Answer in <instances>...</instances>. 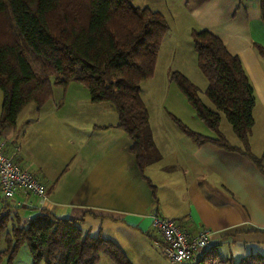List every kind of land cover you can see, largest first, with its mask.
Instances as JSON below:
<instances>
[{
	"label": "crops",
	"instance_id": "crops-1",
	"mask_svg": "<svg viewBox=\"0 0 264 264\" xmlns=\"http://www.w3.org/2000/svg\"><path fill=\"white\" fill-rule=\"evenodd\" d=\"M133 2L160 11L170 24L157 57L165 43L179 40L182 30L191 46L193 28L208 29L230 53L239 56L255 94L249 150L259 165L249 155L211 141L197 143L170 128L162 100L169 90L178 96L179 89L172 85L168 66L160 72L156 59L153 76L141 84L151 134L160 153L157 161L144 168L155 185V196L130 152L132 139L117 125L114 107L91 102L88 89L72 81L65 87L54 86L42 106L28 104L16 123L0 132L5 153L47 189L42 203L21 190L6 201L0 196V213L20 223L42 209L61 218H82L85 231L114 240L131 264L167 263L152 227L154 212L175 219L191 232L210 229L209 249L216 251L217 258L238 262L249 253L264 255V62L253 47L254 42L264 46L260 0ZM178 21L189 23L182 29ZM157 75L163 82L152 81ZM148 81L152 83L145 85ZM180 103L184 107L182 100ZM170 107L177 109L175 103ZM185 111H189L186 117L191 127L205 134L193 108ZM237 143L238 139L233 144ZM3 249L0 245V251ZM103 254L110 257L109 264H118L107 252ZM16 258L13 264H32L31 257Z\"/></svg>",
	"mask_w": 264,
	"mask_h": 264
},
{
	"label": "trees",
	"instance_id": "trees-1",
	"mask_svg": "<svg viewBox=\"0 0 264 264\" xmlns=\"http://www.w3.org/2000/svg\"><path fill=\"white\" fill-rule=\"evenodd\" d=\"M264 19V0H260ZM170 24L163 13L133 0H0V132L16 123L28 104L42 106L54 86L82 83L93 103L107 102L117 113V125L132 139L142 177L155 196V185L144 168L160 153L153 141L141 84L154 73L157 54ZM197 65L205 78L206 105L197 86L179 70L169 78L184 94L196 116L215 134L192 130L171 115L179 128L197 143L211 141L227 150L251 156L249 135L253 125L255 94L237 54L205 28L191 29ZM264 62V46L254 42ZM223 113L238 143H231L219 125ZM0 213V236L7 246L0 264H13L26 244L32 264H97L107 252L118 264H131L118 244L82 228V218H61L48 209L20 223ZM10 228L7 230V228ZM196 264H264V255L249 253L240 261L217 258L208 250Z\"/></svg>",
	"mask_w": 264,
	"mask_h": 264
},
{
	"label": "built area",
	"instance_id": "built-area-1",
	"mask_svg": "<svg viewBox=\"0 0 264 264\" xmlns=\"http://www.w3.org/2000/svg\"><path fill=\"white\" fill-rule=\"evenodd\" d=\"M17 190L25 195L32 194L39 203L47 198V189L43 182L28 169L9 157L4 151V142L0 141V196L6 201ZM152 227L160 237L162 251L168 264H180L196 261L210 248L211 230L202 227L191 232L182 227L175 219L157 212L152 214Z\"/></svg>",
	"mask_w": 264,
	"mask_h": 264
},
{
	"label": "rangeland",
	"instance_id": "rangeland-1",
	"mask_svg": "<svg viewBox=\"0 0 264 264\" xmlns=\"http://www.w3.org/2000/svg\"><path fill=\"white\" fill-rule=\"evenodd\" d=\"M178 22H179L178 24L180 25V27L182 29L185 27V24L189 23V21H178ZM185 37H187V35L185 36V33H183V30H182V33L180 34L179 40L177 42H174L171 45H169V43H165L159 52V56L157 57L156 66L160 72L162 71L163 68L165 69L167 66L169 68V72H171L173 70H179L180 72H182L186 77H188V79H190L197 86L198 94H199L200 98L202 99V101L206 105H208L210 108L215 109L214 105L211 103V101L208 99V97L205 94V89L207 86V79L205 78V76L203 75V73L201 72V70L199 69V67L197 65L196 54H195V51L193 49L192 44H191V46L189 45V38L185 39ZM172 48H174L173 53H171ZM158 76L159 75H157L156 76L157 78L155 80H152V81L153 82L158 81L157 79H159V82H163V80H161L160 77L158 78ZM150 83H152V82L148 81V82H146L145 85H148ZM172 85H175V83L172 82ZM146 89H147L146 86H144V95L145 96L147 94ZM177 91H178L177 92L178 96H176V97H178L177 99L175 96H173L171 94V90H169V92L165 93V95L163 97L162 103L164 106L163 108L165 110V119H166L168 125H170V128L173 130H176L178 133L184 134V132L179 128V126L172 119L171 115H174L175 117L180 119L181 122H183L186 126L191 128L192 130L196 131L195 129H193L194 127L193 128L191 127V126H193V124L191 123L189 117H186L189 114V111H185V109L187 107L189 109V107H191V106L189 105V102L187 101L184 94L180 90H177ZM154 96L156 99L159 98V93H157V91H155ZM181 100L185 104L184 107H182V105L180 103ZM0 102H1V91H0ZM174 103L176 104L177 109H171L172 107H170V106H172V104H174ZM31 104H33V103H31ZM149 106H151V102H150ZM175 110H177V111H175ZM179 116H181V118L183 117V120ZM194 118L197 121V123L199 122L202 125V131L205 134L214 135L213 132L198 117L194 116ZM219 128H220L221 132L224 133V135L226 136V138L230 142L235 143L237 141V137H236L235 133L233 132V129H232L230 123L227 121V119L223 113H221V120H220ZM8 229H10V228L8 227L7 230ZM0 245L3 248H6V246H7V241L5 239L4 233L0 236ZM103 253L104 252H102L101 254H102V256L104 255L103 256L104 260L102 261L101 264H109L108 261H109L110 257L107 254H103ZM27 257H31V255L29 253L28 247L26 246V244H24L23 246H21V249L19 250L16 261H18L20 258L25 260V258H27ZM39 264H45V263L43 261H41ZM165 264H168V261Z\"/></svg>",
	"mask_w": 264,
	"mask_h": 264
}]
</instances>
